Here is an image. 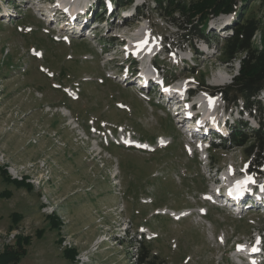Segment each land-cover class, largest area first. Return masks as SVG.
Instances as JSON below:
<instances>
[{
    "label": "rangeland",
    "instance_id": "obj_1",
    "mask_svg": "<svg viewBox=\"0 0 264 264\" xmlns=\"http://www.w3.org/2000/svg\"><path fill=\"white\" fill-rule=\"evenodd\" d=\"M62 2L79 10L76 25L86 15L85 30L93 36L77 35L61 20L67 11L56 7ZM164 2L85 0L84 8L73 0H0V166L31 185L16 187L0 174V250L18 234L30 237L18 264H138L140 241L155 264H264V212L224 207L210 173L218 169L224 183L264 191V168L254 173L245 149L227 141L184 139V128L175 124L182 103L176 110L160 105L157 94L139 91L131 80L135 73L142 78V68L153 75L147 85L174 74L165 81L182 100H192L189 105L198 104L193 114L180 113L182 121H198L199 109L207 114L200 122L226 124L225 140L228 126L255 129L258 119L264 125V91L255 98L260 116L204 90L225 88L237 75L241 56L226 63L219 54L231 34L221 29L236 18H209L201 38L202 26ZM248 3L264 29V0ZM45 8L73 34L48 23L40 13ZM252 43L264 46V30ZM200 98L216 102L202 106ZM210 128L193 125L205 136ZM198 142L207 161L193 152ZM243 188L239 209L249 195L264 208L258 198L264 193ZM69 248L76 250L73 260L64 254Z\"/></svg>",
    "mask_w": 264,
    "mask_h": 264
},
{
    "label": "trees",
    "instance_id": "obj_2",
    "mask_svg": "<svg viewBox=\"0 0 264 264\" xmlns=\"http://www.w3.org/2000/svg\"><path fill=\"white\" fill-rule=\"evenodd\" d=\"M158 4L161 0H156ZM250 0H193L184 2L180 0H165L167 7L171 11H180L187 15V22L196 21L202 26L199 36L204 38L203 25L205 22L219 13H233L236 20L230 27L231 34L225 37L220 47V56L226 63L241 56L239 60V69L237 75L234 76L232 83L225 88H214L217 93L223 95V99L227 106L237 107L238 102H242L243 109L258 111L261 116V106L255 98L258 93L264 90V46L260 49L253 46L252 38L258 31H263L261 21L250 14L248 2ZM256 1V0H251ZM240 3V5H239ZM239 5V6H238ZM248 12V13H247ZM191 22V23H192ZM156 64V62H154ZM166 73H164L165 75ZM175 75H167L164 79L174 80ZM214 92V91H213ZM253 108V110H252ZM231 133L229 138H223L224 142L231 143L232 147H243L246 157L251 158L249 165L254 173L261 174L259 168H264V125L258 119V127L251 129L247 124H238L229 127ZM217 148V146H214ZM0 174L6 183H12L16 187H27L31 185L25 183L26 176L20 180L11 179L6 169L0 166ZM9 195V193H6ZM19 216L14 214L13 221L17 222ZM52 227L59 226V221L55 216H50ZM30 243V237L21 234L16 235L12 245H3L0 250V264H18L22 257L26 254L25 246ZM140 252L137 253L138 264H155L154 261L148 260V255L144 253L143 242L139 243ZM66 258L73 260L76 254L74 248L64 251Z\"/></svg>",
    "mask_w": 264,
    "mask_h": 264
},
{
    "label": "bare ground",
    "instance_id": "obj_3",
    "mask_svg": "<svg viewBox=\"0 0 264 264\" xmlns=\"http://www.w3.org/2000/svg\"><path fill=\"white\" fill-rule=\"evenodd\" d=\"M27 1H31V0H27ZM73 2H74V4L76 5V4H79V5H81L82 7H86V6H88V3H85V0H73ZM49 3V2H48ZM78 5V6H79ZM70 7V5H68L66 2H62L61 3V7L60 8H62V12L63 13H65L66 11H67V13H66V15L63 17V18H61V20H64V21H66V24H68V25H70V27L73 29V31H74V33H78V31H81V30H83V29H85V27L88 25V23H89V21L87 20L88 18L86 17V15H82V17L84 18V19H80V20H78L77 21V24L78 25H76V23H75V21L77 20V17H78V13H79V10L77 9V10H73V8H69ZM45 10L47 11V13H48V16L50 17V18H54V16L55 15H53V13L51 12V11H49V9H46L45 8ZM51 10V9H50ZM54 10V9H53ZM70 10H72L71 12H70ZM38 11H39V7H38ZM42 11V12H41ZM82 11V10H81ZM40 13H42L43 14V10L42 9H40ZM57 13V12H56ZM136 14V13H135ZM56 17V16H55ZM69 17V18H68ZM132 17H134V16H132ZM136 17V16H135ZM57 18V17H56ZM108 18V17H107ZM85 21H86V25H85ZM92 21L95 23L96 22V18L95 17H93L92 16ZM64 24H65V22H64ZM111 27V26H110ZM68 28V27H67ZM117 28H119V26L117 27ZM116 28V29H117ZM123 28V27H122ZM122 28H120V30L122 29ZM128 28V27H127ZM85 32V31H84ZM152 65V64H151ZM140 69V68H139ZM140 71H143V75H142V78L141 79H139V82H141L142 84H144V85H147V83L148 82H150L151 80V77L153 78V75H151V73H149V72H147V71H145L144 72V69L142 68V69H140ZM154 71V70H153ZM147 75L148 77H147V79L145 78V75ZM158 77L157 76V74L156 73H154V77ZM134 77V76H133ZM155 79V78H154ZM156 82H159V83H161V86H162V83H163V87L165 86V84H164V82L163 81H160L159 79H158V81L157 80H155ZM141 86V85H140ZM163 87H161L160 89H162ZM204 88V90H206V91H208V93L209 94H212L213 93V91H215L213 88H209V87H207V88H205V87H203ZM173 89V87L172 88H170L169 87V89H168V92L169 93H171V91L170 90H172ZM201 90H203V89H201ZM169 93H166V95H168ZM212 96H214V95H212ZM167 97V96H166ZM203 98V97H202ZM199 102H200V105H202V106H212V105H214L215 104V102H216V99L215 98H211V99H199ZM199 105V106H200ZM196 106H198V104H197V102H195V103H193V104H191V105H187V106H185L184 105V103H182V107L181 108H183V110H186L187 112H190V113H192L191 112V109L192 108H194V107H196ZM196 109V108H195ZM201 110H199L198 109V117H200V119H201V117L203 116V117H205L204 115H207L206 113L204 114V112L203 111H201ZM185 112V111H184ZM183 111H182V114L185 116L186 115V113H184ZM223 113H224V108H223ZM193 114V113H192ZM191 116V115H190ZM186 117V116H185ZM195 117H197V116H194V118ZM200 119H198V121H195V120H193V121H186L185 119L183 120V123H184V125L186 124L187 125V127L190 129V130H188V131H190L191 132V136L192 137H196L197 135L195 134V133H193V125L196 127V128H199V129H205V127H213V126H211V120H206V123H202V122H200L199 120ZM203 119H205V118H203ZM202 119V120H203ZM226 124H224L222 127V129H225V126ZM211 129V128H210ZM197 131V130H196ZM198 132V131H197ZM207 133V132H206ZM213 134H215V131L214 130H212L211 132H209V133H207L206 134V136L205 137H210V136H213ZM198 135H200L199 134V132H198ZM207 135H209V136H207ZM216 135V134H215ZM226 184H229V185H233V183L232 182H227ZM224 186V185H223ZM244 186H239L238 187V189L236 190V191H238V193H239V195H233V193L231 192V191H228V192H226V193H224V197L226 198V200L228 201V203L230 204V205H232V206H235V207H237V208H240V206H241V202L239 201V197H240V195H241V192L243 191V189H245V188H243ZM224 187H220V188H218V190L217 191H219V190H221V189H223ZM247 188V187H246ZM249 189V188H248ZM245 191V190H244ZM221 193V192H220ZM236 193V192H235ZM250 196V195H249ZM258 198H260V199H264V196H259ZM258 201H257V199L256 198H252L251 200H249V201H247V202H245V206L244 207H246V206H256V205H259L258 203H257ZM253 209H256V211H258V212H264V208H261V209H257V207H252ZM263 214V213H262ZM250 255V254H249Z\"/></svg>",
    "mask_w": 264,
    "mask_h": 264
}]
</instances>
